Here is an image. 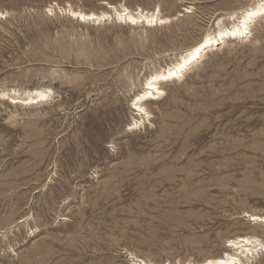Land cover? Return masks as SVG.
<instances>
[{
	"label": "rangeland",
	"instance_id": "obj_1",
	"mask_svg": "<svg viewBox=\"0 0 264 264\" xmlns=\"http://www.w3.org/2000/svg\"><path fill=\"white\" fill-rule=\"evenodd\" d=\"M254 1L0 0V264H202L240 235L264 264L249 216L264 215V15L162 81L149 116L133 109L147 76ZM107 3L171 21L64 10ZM38 88L33 104L3 95Z\"/></svg>",
	"mask_w": 264,
	"mask_h": 264
},
{
	"label": "bare ground",
	"instance_id": "obj_2",
	"mask_svg": "<svg viewBox=\"0 0 264 264\" xmlns=\"http://www.w3.org/2000/svg\"><path fill=\"white\" fill-rule=\"evenodd\" d=\"M255 2V1H254ZM110 11H102L101 13L84 12L81 10L64 9L70 12L71 16L77 17L80 21H94L95 23L105 22L116 18L132 25L143 23L147 26L161 25L171 21L170 17H163L159 11L144 12L143 10L132 12L129 8L122 6L118 9L116 5L107 3ZM192 7H186L187 11H191ZM49 10V9H48ZM53 10V9H52ZM1 16L4 14L0 13ZM264 15V0H257L255 4L248 6L240 12H234L229 15L230 23L225 24L224 19L218 20V30L207 33L198 43L188 46L173 61L155 70L146 77L144 81L143 91L139 93L133 101V109L137 110L139 115L149 116V111L145 106V102L150 98L160 97L164 90L162 89V81L181 78L192 66L198 63L208 49L219 46L224 43L227 38H246L251 32V25L256 18ZM262 17V16H261ZM49 88H38L20 93L16 89H12L10 93H3L8 96L11 102L21 104H33L41 102L49 97ZM137 114V113H136ZM140 117V116H139ZM143 122V121H142ZM141 123L140 120H134L133 125ZM133 129V128H132ZM251 220L262 222L264 225V215L250 214ZM263 241L256 235H240L228 239V247L222 256H213L206 259L202 264H246L243 257L254 255L259 250ZM232 251H235L233 253ZM133 264H156L151 260L130 254ZM191 264V263H188Z\"/></svg>",
	"mask_w": 264,
	"mask_h": 264
}]
</instances>
